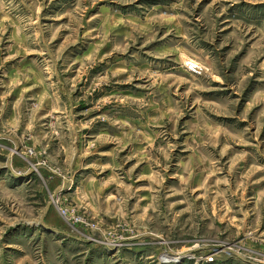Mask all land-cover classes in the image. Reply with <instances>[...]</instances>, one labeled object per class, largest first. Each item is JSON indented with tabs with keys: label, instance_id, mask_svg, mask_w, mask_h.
Listing matches in <instances>:
<instances>
[{
	"label": "rangeland",
	"instance_id": "rangeland-1",
	"mask_svg": "<svg viewBox=\"0 0 264 264\" xmlns=\"http://www.w3.org/2000/svg\"><path fill=\"white\" fill-rule=\"evenodd\" d=\"M0 264H264V0H0Z\"/></svg>",
	"mask_w": 264,
	"mask_h": 264
}]
</instances>
